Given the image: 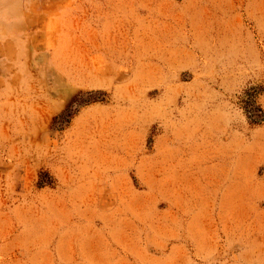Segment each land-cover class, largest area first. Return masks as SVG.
<instances>
[{"label":"rangeland","instance_id":"374dc122","mask_svg":"<svg viewBox=\"0 0 264 264\" xmlns=\"http://www.w3.org/2000/svg\"><path fill=\"white\" fill-rule=\"evenodd\" d=\"M0 264H264V0H0Z\"/></svg>","mask_w":264,"mask_h":264}]
</instances>
